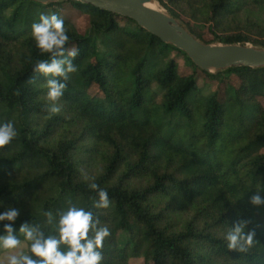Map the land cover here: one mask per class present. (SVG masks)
<instances>
[{
  "label": "trees",
  "instance_id": "obj_1",
  "mask_svg": "<svg viewBox=\"0 0 264 264\" xmlns=\"http://www.w3.org/2000/svg\"><path fill=\"white\" fill-rule=\"evenodd\" d=\"M159 2L205 43L264 47V0ZM41 13L64 20L67 48L78 51L59 114L47 111V78L32 71L50 59L32 37ZM263 101L264 67L210 73L92 4L0 0V124L18 132L0 149V204L19 209L23 240L24 222L56 234L44 211L69 201L92 211L111 232L102 264L142 253L145 264H264V205L250 203L258 190L264 197ZM93 182L107 209L92 206ZM243 219L256 232L246 253L225 238Z\"/></svg>",
  "mask_w": 264,
  "mask_h": 264
},
{
  "label": "clouds",
  "instance_id": "obj_2",
  "mask_svg": "<svg viewBox=\"0 0 264 264\" xmlns=\"http://www.w3.org/2000/svg\"><path fill=\"white\" fill-rule=\"evenodd\" d=\"M32 37L41 54L50 57L37 60L32 71L47 78V100L50 102L47 111L49 114H59L61 108L58 101L67 87L61 80L67 81L69 74L78 71L73 63L78 51L67 48L70 37L64 20L56 13H41L39 22L32 24ZM27 83L35 84V78L29 79ZM17 135L12 122L0 124V149L9 145ZM88 186L97 191L99 197L93 200L92 206L107 209L110 206L108 192L94 182ZM250 203L264 205V197L259 190L250 197ZM19 215L20 211L15 207L0 212V222H9L3 225L4 231L0 234V251L3 253L0 255V264H102L104 241L111 232L107 226H101L99 217L92 211L77 207L71 201L67 210L58 211L56 215L52 211H44L46 223L56 233L53 235H46L39 225L22 223L19 233L29 242L27 252L13 227ZM250 223L249 219L240 220L226 234L229 250L246 253L254 246L256 232L248 229Z\"/></svg>",
  "mask_w": 264,
  "mask_h": 264
},
{
  "label": "water",
  "instance_id": "obj_3",
  "mask_svg": "<svg viewBox=\"0 0 264 264\" xmlns=\"http://www.w3.org/2000/svg\"><path fill=\"white\" fill-rule=\"evenodd\" d=\"M43 4L62 0H34ZM77 1V0H63ZM159 0H83L98 8L135 20L142 28L164 43L184 51L202 70L216 73L236 66L264 67V47L252 43H205L164 7L154 9L148 4Z\"/></svg>",
  "mask_w": 264,
  "mask_h": 264
},
{
  "label": "rangeland",
  "instance_id": "obj_4",
  "mask_svg": "<svg viewBox=\"0 0 264 264\" xmlns=\"http://www.w3.org/2000/svg\"><path fill=\"white\" fill-rule=\"evenodd\" d=\"M179 62H180V64H182L184 62V60L180 59ZM263 103H264V101H263ZM6 209H8L7 205L0 204V212L5 211ZM126 239H127V235L124 232L121 233L119 236V242L121 244H123L126 241ZM21 241H22V246L24 247V250L27 252L28 251L27 242L23 239H21ZM0 255H3L2 251H0ZM130 264H145L144 253L140 254L139 256H130Z\"/></svg>",
  "mask_w": 264,
  "mask_h": 264
},
{
  "label": "bare ground",
  "instance_id": "obj_5",
  "mask_svg": "<svg viewBox=\"0 0 264 264\" xmlns=\"http://www.w3.org/2000/svg\"><path fill=\"white\" fill-rule=\"evenodd\" d=\"M150 7L154 8V9H159V10H163L162 6L158 3V1H153V2H150L148 4Z\"/></svg>",
  "mask_w": 264,
  "mask_h": 264
}]
</instances>
